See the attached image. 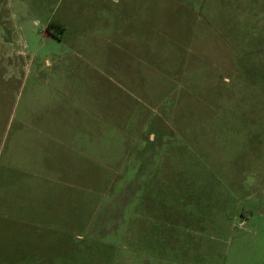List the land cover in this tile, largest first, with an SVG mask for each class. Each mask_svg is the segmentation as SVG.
I'll use <instances>...</instances> for the list:
<instances>
[{"label": "rangeland", "instance_id": "1", "mask_svg": "<svg viewBox=\"0 0 264 264\" xmlns=\"http://www.w3.org/2000/svg\"><path fill=\"white\" fill-rule=\"evenodd\" d=\"M249 4L0 0V264H264Z\"/></svg>", "mask_w": 264, "mask_h": 264}, {"label": "crops", "instance_id": "2", "mask_svg": "<svg viewBox=\"0 0 264 264\" xmlns=\"http://www.w3.org/2000/svg\"><path fill=\"white\" fill-rule=\"evenodd\" d=\"M248 40H241L239 52L248 48L251 89L250 112L264 127V0H250ZM242 33V30H240ZM237 33V30L235 31ZM242 47V48H241ZM255 97V99L253 98ZM257 104L255 105V101ZM260 114V115H259ZM1 121V118H0ZM1 126V123H0Z\"/></svg>", "mask_w": 264, "mask_h": 264}, {"label": "trees", "instance_id": "3", "mask_svg": "<svg viewBox=\"0 0 264 264\" xmlns=\"http://www.w3.org/2000/svg\"><path fill=\"white\" fill-rule=\"evenodd\" d=\"M51 26H54V27L60 29V30H61L60 32H63L64 27H63L62 25H59V24H53V25H51Z\"/></svg>", "mask_w": 264, "mask_h": 264}]
</instances>
